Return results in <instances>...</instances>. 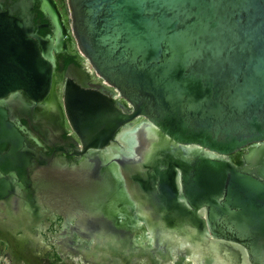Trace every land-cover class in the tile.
Here are the masks:
<instances>
[{"label":"water","instance_id":"obj_1","mask_svg":"<svg viewBox=\"0 0 264 264\" xmlns=\"http://www.w3.org/2000/svg\"><path fill=\"white\" fill-rule=\"evenodd\" d=\"M64 1L77 51L102 81H68L65 116L82 153L110 150L139 207L154 211L130 227L73 221L71 264H264V0ZM32 8L22 0L15 17L0 14V97L40 102L51 88L61 41L33 34Z\"/></svg>","mask_w":264,"mask_h":264},{"label":"flooded vegetation","instance_id":"obj_2","mask_svg":"<svg viewBox=\"0 0 264 264\" xmlns=\"http://www.w3.org/2000/svg\"><path fill=\"white\" fill-rule=\"evenodd\" d=\"M21 1L0 0V14L15 17ZM23 1L33 2V34L61 43L60 52L53 51L52 84L42 101L33 102L20 90L0 97V264H71L68 238L75 233L73 221H127L130 227L131 221L147 216L129 189L118 157L110 150L82 153L65 116L68 81L85 90L102 84L77 51L65 1ZM43 7L52 9L58 28L49 13L40 11ZM8 69L0 55V80ZM103 89L116 105L128 107L111 87ZM113 145L124 149L120 141ZM242 153L235 155L237 166ZM74 239L80 241L77 235ZM63 245L68 248L65 255Z\"/></svg>","mask_w":264,"mask_h":264},{"label":"rangeland","instance_id":"obj_3","mask_svg":"<svg viewBox=\"0 0 264 264\" xmlns=\"http://www.w3.org/2000/svg\"><path fill=\"white\" fill-rule=\"evenodd\" d=\"M160 152H161V151H160ZM171 157H172V156H170V157L168 156L169 160H172ZM172 158H173V157H172ZM135 174H136V173H135ZM173 174H174V172L172 171V174H171V175H173ZM137 178H138V177H137ZM172 179H173V178H171V181H172ZM173 190H174V187H173ZM140 205H142V203H140ZM143 206H144V207H142L141 209H142L145 213L148 212V213L153 214L154 211H153V209L149 206V204H147V205H143ZM161 212H162L161 210H158V212H157L156 214H157V215H160ZM148 213H147L148 217L151 218L150 214H148ZM153 220H154V221H157V219H153ZM153 220H151V221H153ZM154 223L156 224V223H158V222H154ZM161 224H162V223H159L158 226L161 227ZM163 227H164V225H163ZM163 229H164V228H163ZM177 229H179V227H173V229L169 227V228H166L165 231H168V232H169V231H176ZM186 230L189 231V232H188L189 234H194V235L197 237V239H200V240H204V239H205V237H204V235H203V233H202L201 230L194 229V228H193V229H192V228H188V229H186ZM107 233H109V234H111V235H116L115 232L112 231V230H111V231H107ZM166 234H167V233H166ZM189 234H188L187 236H189V238H190L191 236H190ZM175 237H177V235H175ZM178 238H179V237H178ZM191 238H192V237H191ZM0 259H1V258H0ZM1 261H2V263H5V262H6V261L3 260V259H2Z\"/></svg>","mask_w":264,"mask_h":264},{"label":"bare ground","instance_id":"obj_4","mask_svg":"<svg viewBox=\"0 0 264 264\" xmlns=\"http://www.w3.org/2000/svg\"><path fill=\"white\" fill-rule=\"evenodd\" d=\"M67 36H68V35H67ZM65 39H66V38H65ZM69 39H70V38H69ZM127 140H129V142H131V144L136 142V138H134L133 136H129V138H128ZM87 172H88V171H87Z\"/></svg>","mask_w":264,"mask_h":264},{"label":"trees","instance_id":"obj_5","mask_svg":"<svg viewBox=\"0 0 264 264\" xmlns=\"http://www.w3.org/2000/svg\"><path fill=\"white\" fill-rule=\"evenodd\" d=\"M240 164V162L238 163V165Z\"/></svg>","mask_w":264,"mask_h":264}]
</instances>
